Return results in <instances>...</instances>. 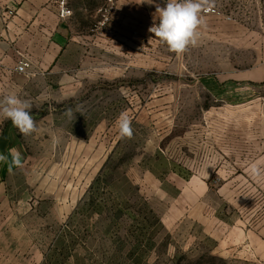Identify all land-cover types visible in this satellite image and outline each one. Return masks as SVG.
Returning a JSON list of instances; mask_svg holds the SVG:
<instances>
[{
	"label": "rangeland",
	"instance_id": "1",
	"mask_svg": "<svg viewBox=\"0 0 264 264\" xmlns=\"http://www.w3.org/2000/svg\"><path fill=\"white\" fill-rule=\"evenodd\" d=\"M118 2L110 14L107 0L71 3L52 66L42 44L25 50L13 93L37 130L16 128L30 157L12 206L32 257L264 264V179L248 172L264 166V0H214L179 56L148 31L166 0Z\"/></svg>",
	"mask_w": 264,
	"mask_h": 264
},
{
	"label": "crops",
	"instance_id": "2",
	"mask_svg": "<svg viewBox=\"0 0 264 264\" xmlns=\"http://www.w3.org/2000/svg\"><path fill=\"white\" fill-rule=\"evenodd\" d=\"M73 2L69 3L72 12ZM66 21L59 19L58 0H0V100L13 93L19 77L16 67L28 46L46 47L43 68L57 63L63 52L61 42ZM6 120L0 117V154L8 155L10 161L9 149H17L22 155L23 167L9 171L6 163H0V264H47L41 256L32 257L30 235L26 234L28 227L16 223L17 210L12 206L14 180L27 167L30 156L16 127L10 120L5 123Z\"/></svg>",
	"mask_w": 264,
	"mask_h": 264
},
{
	"label": "clouds",
	"instance_id": "3",
	"mask_svg": "<svg viewBox=\"0 0 264 264\" xmlns=\"http://www.w3.org/2000/svg\"><path fill=\"white\" fill-rule=\"evenodd\" d=\"M61 4V14L70 15L69 9ZM149 4L153 0H144ZM214 8V0H166L163 7L156 5L155 17L158 14V23L155 22L149 27L148 31L154 34L161 43L167 45L170 52L182 55L189 47H195L200 36L199 29L206 24L205 17L202 15L211 12ZM23 71V69H20ZM32 106L21 100L15 93L8 94L0 100V117L10 120L14 127L24 136H29L37 130L36 122L31 115ZM79 112L77 108L76 113ZM70 118L75 119V113L71 108L65 113ZM82 114V113H81ZM83 115V114H82ZM120 138L131 139L133 137L132 121L127 112L120 113L116 121ZM58 143L54 139L53 146ZM9 156L0 154V163H6L8 170L13 167L22 168V155L15 149H9ZM249 175L255 180L264 179V166L252 163L248 167Z\"/></svg>",
	"mask_w": 264,
	"mask_h": 264
},
{
	"label": "built area",
	"instance_id": "4",
	"mask_svg": "<svg viewBox=\"0 0 264 264\" xmlns=\"http://www.w3.org/2000/svg\"><path fill=\"white\" fill-rule=\"evenodd\" d=\"M117 1L118 0H107V3H108V10L107 11H108L109 14L112 13V11L115 9V7L117 5ZM62 3H63V0H58L59 19L61 21H66L70 17H72L73 12H72V10L70 8V4H69L70 0H67V2L64 3V7L66 9H69L71 14L70 15H62L61 14V4ZM211 12L215 13V14L217 13L216 10H212ZM206 13H209V12H206ZM105 19L107 21H109V16L108 17L106 16ZM31 65H32L31 61L26 56L20 55V59H19L18 65L16 67V72L18 74H20V75H27L30 72ZM21 68L23 69V71L20 70Z\"/></svg>",
	"mask_w": 264,
	"mask_h": 264
}]
</instances>
